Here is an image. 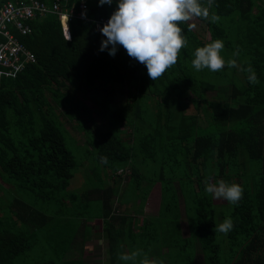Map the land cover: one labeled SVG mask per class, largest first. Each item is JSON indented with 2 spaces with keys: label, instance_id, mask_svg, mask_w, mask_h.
Wrapping results in <instances>:
<instances>
[{
  "label": "trees",
  "instance_id": "obj_1",
  "mask_svg": "<svg viewBox=\"0 0 264 264\" xmlns=\"http://www.w3.org/2000/svg\"><path fill=\"white\" fill-rule=\"evenodd\" d=\"M41 1L53 9L59 0ZM62 5L63 15L36 10L27 33L10 26L35 62L13 71L0 64V264H90L81 248L96 242L88 223L95 218L102 220L106 257L93 264H264V0H215L210 15L219 20L202 18L210 38L194 29L192 19L180 22L187 45L155 81L122 46L115 56L100 51L105 37L98 22L110 17L115 0ZM65 6L75 12L64 16ZM216 39L224 42L226 65L217 72L205 68L199 77L195 50ZM248 67L256 72L255 84ZM118 89L132 98L127 107L109 101L107 91ZM87 95L96 107L82 100ZM189 101L206 114L207 124L186 112ZM67 125L90 135L87 143L115 176L114 185L82 195L68 191L82 182ZM146 160L158 165L151 183L161 184L156 215H144L153 188L145 185ZM128 171L130 180L122 185ZM210 179L242 185L241 200L232 208L217 206L195 185ZM73 197L83 200L75 205ZM113 198L128 211L115 210ZM39 200L55 208L40 209ZM93 200H100L95 210ZM72 206L79 209L73 213ZM227 217L234 227L224 234L216 229ZM97 245L95 251L103 246ZM133 252L140 253L135 260L120 259Z\"/></svg>",
  "mask_w": 264,
  "mask_h": 264
},
{
  "label": "clouds",
  "instance_id": "obj_2",
  "mask_svg": "<svg viewBox=\"0 0 264 264\" xmlns=\"http://www.w3.org/2000/svg\"><path fill=\"white\" fill-rule=\"evenodd\" d=\"M114 0H98L99 5H112ZM116 8L108 21L100 28L105 39L102 40L100 51H108L115 56L122 46L129 57L146 66L147 75L155 81L167 69L172 67L178 59L180 50L187 45V38L182 34L180 22H186L193 17L216 22L219 16L210 15V9L215 0H115ZM68 38V26H67ZM68 40V39H67ZM66 40V41H67ZM224 42L216 39L194 53L192 66L196 71L207 68L211 72L222 70L226 61L222 56ZM238 54V53H236ZM234 61H227V67H235ZM248 81L257 83L258 77L251 67ZM102 163H107V157H101ZM215 199H225L236 205L242 198L244 189L237 183L229 184L219 180L215 185H208L205 189ZM234 227L231 217L225 218L216 230L227 234ZM140 255H122V261H133Z\"/></svg>",
  "mask_w": 264,
  "mask_h": 264
},
{
  "label": "rangeland",
  "instance_id": "obj_3",
  "mask_svg": "<svg viewBox=\"0 0 264 264\" xmlns=\"http://www.w3.org/2000/svg\"><path fill=\"white\" fill-rule=\"evenodd\" d=\"M64 4H66V3H64ZM65 7H69V6H65ZM191 21H192L191 25L195 29H199V26H201V28L203 27L206 30V37L207 38H209V36L211 37V34L208 31L209 29H207L208 28V25L206 24L207 22L205 20H203L202 18H199V17H193ZM19 58H21V57H19ZM201 74H202L201 71L196 72V75L199 77L201 76ZM107 94H108L109 101L112 102L113 104H115L116 106L127 107V106H125V104H127V102L132 101V98L129 96L128 93H126V92L123 93L119 89L116 90L115 92L107 91ZM207 95L210 97H215L216 92L215 91H208ZM82 100L90 108L96 107V104L93 103L94 101L89 97V95H87V98L82 99ZM186 112L188 114L198 113L202 124H204V125L207 124L206 120H204V118L207 117L206 114L203 113L202 110L197 109L191 101H189V105L186 108ZM93 117H94V120L96 122H99L102 120L101 117L96 112L93 113ZM67 127L69 128V130L71 131V134H72L71 135L69 131L66 134L67 146L71 151H73L76 159L81 163L80 168H78L75 171V175H76V178H78L85 185L83 187L78 186V188H74V187L68 188V191L70 193L74 192L77 194H81V193H83V191L85 189L86 190H92L94 187L108 186L109 182L111 183V185H114L115 184V182H114L115 178H114V180H112V178L115 176H113L112 173L110 176V169L105 167L103 164H101L100 162L97 161L95 154H94V151L92 150V147L89 145V143H87V140L90 137V135L88 133H86L84 130L74 129V128L69 127L68 125H67ZM127 128H129V127H127ZM129 130H131V129L129 128ZM166 159L170 161V157H167ZM157 167H158V165H156L155 163H153L149 160H146V162L143 164V166H141L142 173L146 177L145 185L149 186V188L151 186L153 187L151 194L145 203L146 206H145V210H144L145 211L144 215H147V214L156 215L159 213V210H160V206H161V184H160V182H157L156 184L151 185L153 180L158 177V176H156L158 173L153 172L154 170H157ZM129 173L130 172L128 171L123 175V180H122L123 184L116 182L117 186L120 187L121 184L124 185V184H127L129 182V180H130V174ZM167 175H170V174H167ZM215 184L216 183L212 179L195 182L197 189L200 190L202 192V194H205V189L208 185H215ZM209 196H210L211 200L217 204V206L224 205L227 208H232V204H230L227 200L215 199V198H213V196L210 193H209ZM93 197H95V196H93ZM116 199L117 198H115V199L113 198V201H112V203L115 205L114 206L115 210L120 209L123 211H125V210L128 211V209L126 208V205L121 206L120 204H118ZM73 200H76V203H75V205H76L78 202H80V200H83V199L73 197ZM37 203L38 204H36V205L40 209H47V208H51V207H52V209L55 208L54 205L51 206L49 203L43 202L41 200L37 201ZM99 204H100V200H93L91 202L90 208L95 210L99 207ZM78 206L81 207V204L79 203ZM78 209H79L78 207H74V206H72L70 208V210L73 213H75V211H77ZM182 212H184L183 204H182ZM140 218L142 219L143 217H140ZM101 223H102V221H101ZM219 223L221 224L220 221H219ZM74 225L75 226H73V228L77 227L76 224H74ZM182 226H183L184 233L188 234L189 233V226H188V223H187L185 217H183ZM93 241H96L95 244H98V245L103 244V246L101 245L100 249L98 251H95L94 250L95 244L93 245V243L91 242L89 245L86 244V247L81 248V250L83 249L82 252H83L84 257L87 258L91 262L90 264H93L94 261H103L104 258L106 257L105 243L103 242L102 237L97 236L96 238L93 239ZM97 241H98V243H97ZM78 252H79V248H77V250L75 249L74 250V256H76V254ZM29 258L41 260V258L39 256L33 257L32 255H30ZM198 259L199 260L202 259L201 253L198 255Z\"/></svg>",
  "mask_w": 264,
  "mask_h": 264
},
{
  "label": "built area",
  "instance_id": "obj_4",
  "mask_svg": "<svg viewBox=\"0 0 264 264\" xmlns=\"http://www.w3.org/2000/svg\"><path fill=\"white\" fill-rule=\"evenodd\" d=\"M59 1L51 9L41 0H32L30 4H26L22 0H0V64L10 67L13 71L22 69L25 62L36 61L35 54L17 38L10 26L22 33H27L30 31L29 25L26 24L27 20L36 17L40 12L53 11L62 14V0ZM81 6L85 8L84 4ZM36 10L40 12H36ZM65 12L67 14L64 16H71L75 12V7L72 6L70 9L65 7ZM108 19H102L98 22V26L102 27Z\"/></svg>",
  "mask_w": 264,
  "mask_h": 264
},
{
  "label": "crops",
  "instance_id": "obj_5",
  "mask_svg": "<svg viewBox=\"0 0 264 264\" xmlns=\"http://www.w3.org/2000/svg\"><path fill=\"white\" fill-rule=\"evenodd\" d=\"M195 29V28H194ZM196 30V29H195ZM199 30H201L203 33H202V35H204L205 37H206V30L202 27L201 28V26H199ZM209 38H210V36H209ZM78 186L79 187H83V186H85L83 183H79L78 182ZM86 190V189H85ZM84 190V191H85ZM101 219H98V218H95V219H92V220H88V223L90 224V226H92V227H94V230H95V233H96V235H95V237L94 238H96L97 236H100V237H102V239H103V236H102V231H101ZM82 225V220L78 223V226L77 227H80ZM88 244H90V243H87V245ZM95 246V245H94ZM97 247H98V245H97ZM98 249V248H97ZM94 250H95V247H94Z\"/></svg>",
  "mask_w": 264,
  "mask_h": 264
}]
</instances>
